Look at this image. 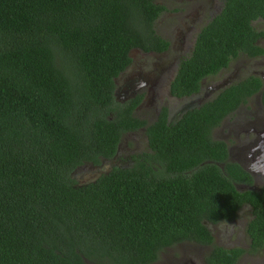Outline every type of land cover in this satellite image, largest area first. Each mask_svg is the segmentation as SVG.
I'll return each instance as SVG.
<instances>
[{"label":"trees","instance_id":"16d2710c","mask_svg":"<svg viewBox=\"0 0 264 264\" xmlns=\"http://www.w3.org/2000/svg\"><path fill=\"white\" fill-rule=\"evenodd\" d=\"M220 3L178 65L171 97L197 93L240 52L262 53L252 23L264 20V0ZM165 10L156 0H0V264H153L179 243L212 246L203 222H232L243 204L252 209L249 248L213 246L205 263L235 264L264 247V189L237 191L251 178L211 137L260 90L256 78L175 125L162 109L145 127L152 153L143 159L155 158L154 169L137 161L104 170L121 136L145 126L134 117L141 98L121 104L114 79L132 51L168 50L154 31ZM83 166L103 171L79 183Z\"/></svg>","mask_w":264,"mask_h":264},{"label":"flooded vegetation","instance_id":"af4514ba","mask_svg":"<svg viewBox=\"0 0 264 264\" xmlns=\"http://www.w3.org/2000/svg\"><path fill=\"white\" fill-rule=\"evenodd\" d=\"M219 9L216 8L215 11L213 10L212 12H210L209 18L206 20L204 25L197 31L194 37V40L191 43V46L189 45L188 48L185 51H183L180 59L173 64L174 66L173 74L168 81V95L169 96H170L169 86L175 77L176 71L178 69V65L180 64L182 60L189 57L190 53L193 50L195 39L198 33L206 25V23L210 20V18H212L215 14L219 12ZM257 22H259L261 26H264V20H258ZM256 32L263 34V36L260 37L255 42V46L260 48V50L262 51L261 54L249 56L247 53L240 52L237 55V57L232 58L230 60L226 68L219 71L216 75L208 76V77L201 79L199 81V90L197 93L192 94L188 97H183V98H178V99L170 96L172 99H175V100H187L193 97H197L196 100L180 108L175 113L171 112V110L165 107L160 108L158 112L155 114L154 119L152 120H145L144 118H141V117L137 118V116L134 115V117H136L140 121L145 122V126L140 128L137 131L127 132L121 136V139H120V142L117 148V154L113 158L112 161L116 163L122 162L123 164L121 165L117 164L116 166H119L121 168H131L135 164H137V161H139V162H143L147 166H152V168L154 169V166H156L155 158L151 159L152 161L149 158L143 159L146 153H152V148L150 147L147 136L145 134V127L146 125L153 124L157 121L158 116L162 109L164 108L166 109V125L168 126L175 125L178 119L181 118V116L187 110H191L193 108L201 106L207 101H211L219 92H221L223 89L227 88L228 86L235 84L237 82H240L243 79L252 77L260 81V84H261L260 90L256 92L255 94H253L249 99H247L246 104L239 105L234 111H232L229 115H227L221 121L220 125L212 130L211 137L213 140L222 142L225 145L226 154H227L226 162L237 165L241 170L246 172L248 176L251 178L250 184L234 183V187L237 191L239 192H245V191L258 192L261 189H264V102H263V99H264L263 98L264 44H262V41H264V29H259ZM135 51H137L140 55H143V56L145 55L155 56V55H164L168 50L162 53H151V52L144 53L140 50H135ZM260 60H262L263 62L258 63L259 64L258 66H261L259 67L260 68L259 70L251 71L248 68L249 64H253L256 61H260ZM231 62H235L234 66L237 65L236 67H238L236 71L245 74V76H240L239 73H236V71H234L232 78L224 79L220 84H217L214 86H207L206 92L203 93V86L206 80L208 78H213L217 75H220L223 71L229 69L231 67ZM132 63H133V59L131 58V64ZM127 69L124 72H122L116 79H114V84H115L114 96L116 100L119 101L121 104H127L137 98H141L139 104L135 106L134 108V113H136L137 110L142 106L143 98L138 94L140 89L146 86L147 84H150L151 87H149V91L155 92L156 89H158L159 84L155 76L153 77V79H147L146 75L144 76L142 74H137V73L129 75L127 78L123 79L122 76L126 73ZM137 132H139L141 139H134V137L129 138L131 140H134L135 142V148H134L135 152L133 154H125L124 156L123 154L124 148L122 150L120 149V145H121V141L123 137L132 136V134L137 133ZM124 147L126 146L124 145ZM134 158H139V159L134 160ZM149 161L151 162V164H149ZM208 163L215 164L217 167H219L222 170L223 174H225V172L223 171V168L225 165L224 163L211 162V161H208ZM165 173L166 172L164 171L163 174L165 175ZM241 210L249 211L251 215L250 219L252 218L251 207L247 204H243L240 207V209L237 211L234 221L236 220L237 215ZM221 222H224V221H221ZM221 222H218L216 224H210V223L203 222V224L207 227L208 231L210 232V235L213 238L212 246H204V245H199L196 243H189V242L179 243V244H176L175 246H181L183 252H185V250L188 251V249H184V248H189V247L191 248L190 250H192L191 252H203L205 250H208L209 251L208 255L211 253L213 246L226 249V250L240 248V247H230V248L226 247L227 243H223L221 239L214 237V232L212 228ZM245 232H246V229H245ZM249 242L250 241L248 239V248H249ZM228 244L232 245L231 243H228ZM236 244H240V241L236 242ZM170 248H167L165 250H169ZM207 256L204 257V262Z\"/></svg>","mask_w":264,"mask_h":264},{"label":"rangeland","instance_id":"374dc122","mask_svg":"<svg viewBox=\"0 0 264 264\" xmlns=\"http://www.w3.org/2000/svg\"><path fill=\"white\" fill-rule=\"evenodd\" d=\"M156 4L163 6L166 10L160 14L154 22L155 33L169 43V49L164 55H140L137 51H132L130 57L133 63L122 76L123 79L132 74L146 75L147 79L157 78L159 87L155 92H150V84L142 87L138 94L143 98L142 106L134 113L137 118H144L145 120H152L160 108H167L175 113L180 108L188 105L197 97L187 100H175L168 95V81L173 74V64L177 62L182 56L188 46L194 40L197 31L204 25L209 18L210 12L220 8V0H156ZM254 30L264 29L259 22H253ZM264 44V41H262ZM264 60V59H263ZM262 60L249 64L248 68L251 71L259 70L258 66ZM235 62H231V67L223 71L220 75L213 78H208L203 86V93L206 92L207 86H214L220 84L224 79H230L233 72L238 67L234 66ZM239 73L240 76L245 74ZM235 73V74H236ZM120 83V82H119ZM141 139L139 132L132 134V136H124L120 149L124 148L123 154H133L135 152V142L129 139ZM142 142V140H141ZM141 144V143H139ZM124 145L126 147H124ZM122 154V155H123ZM121 165L122 162H110L105 164L104 170L111 165ZM100 171L99 168H91L83 166L78 168L73 177L79 183L88 182L94 178ZM251 215L249 211L241 210L235 221L221 222L213 227L214 237L221 239L223 243H227L226 247H240L244 250L248 249V238L245 232L246 225ZM240 241V244L236 242ZM222 243V244H223ZM231 243L232 245L228 244ZM216 245V243H215ZM192 246V245H191ZM183 252L181 246H174L169 250H164L158 256V260L153 264H205L204 257L208 255L209 251L191 252V248ZM183 252V253H182ZM235 264H264V247L256 254L244 253Z\"/></svg>","mask_w":264,"mask_h":264}]
</instances>
